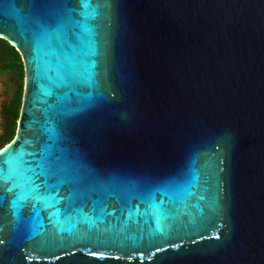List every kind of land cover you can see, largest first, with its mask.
<instances>
[{"label":"water","instance_id":"water-1","mask_svg":"<svg viewBox=\"0 0 264 264\" xmlns=\"http://www.w3.org/2000/svg\"><path fill=\"white\" fill-rule=\"evenodd\" d=\"M0 36V264H264V0H0Z\"/></svg>","mask_w":264,"mask_h":264},{"label":"trees","instance_id":"trees-1","mask_svg":"<svg viewBox=\"0 0 264 264\" xmlns=\"http://www.w3.org/2000/svg\"><path fill=\"white\" fill-rule=\"evenodd\" d=\"M17 72L22 80L14 93L2 103V132L0 134V149L9 145L17 136L25 92V65L18 49L7 40L0 38V74Z\"/></svg>","mask_w":264,"mask_h":264},{"label":"snow or ice","instance_id":"snow-or-ice-1","mask_svg":"<svg viewBox=\"0 0 264 264\" xmlns=\"http://www.w3.org/2000/svg\"><path fill=\"white\" fill-rule=\"evenodd\" d=\"M63 2V0H33V6L34 8H36L38 11H40L41 13H44V12H47L50 8V6L52 5H58V4H61ZM91 5L90 4H85L84 7H90ZM60 14L57 13V16H59ZM0 151H3V149H0ZM12 179L11 176H8V177H5L3 175V172H2V168H0V181H3L4 182V185L7 184V181ZM13 186H18L15 184V182L13 183ZM0 187H3V185H0ZM39 185H36V184H32L31 185V191H33L35 193V197L37 199H43L42 195L40 194V192L38 191L39 189ZM4 190L8 191V192H11L12 191V187H4ZM93 255H100V256H103L104 253H99V252H96V253H92Z\"/></svg>","mask_w":264,"mask_h":264},{"label":"flooded vegetation","instance_id":"flooded-vegetation-1","mask_svg":"<svg viewBox=\"0 0 264 264\" xmlns=\"http://www.w3.org/2000/svg\"><path fill=\"white\" fill-rule=\"evenodd\" d=\"M3 77H5V79H3ZM21 80L22 78L17 72H11L10 74H0V81L3 83L5 91L8 93V95L14 93L17 90L21 83Z\"/></svg>","mask_w":264,"mask_h":264},{"label":"rangeland","instance_id":"rangeland-1","mask_svg":"<svg viewBox=\"0 0 264 264\" xmlns=\"http://www.w3.org/2000/svg\"><path fill=\"white\" fill-rule=\"evenodd\" d=\"M0 38H2V36H0ZM3 79H5V77H3ZM24 80H25V77H24ZM7 99H8V93L5 91L3 83L0 81V112H1L2 103L5 102ZM1 132H2V117L0 115V134Z\"/></svg>","mask_w":264,"mask_h":264}]
</instances>
